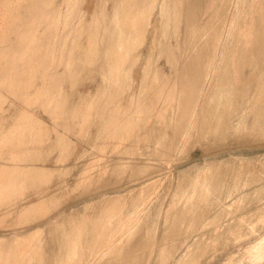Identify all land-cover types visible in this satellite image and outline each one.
<instances>
[{"label":"rangeland","instance_id":"1","mask_svg":"<svg viewBox=\"0 0 264 264\" xmlns=\"http://www.w3.org/2000/svg\"><path fill=\"white\" fill-rule=\"evenodd\" d=\"M19 1L0 264H264V0Z\"/></svg>","mask_w":264,"mask_h":264},{"label":"bare ground","instance_id":"2","mask_svg":"<svg viewBox=\"0 0 264 264\" xmlns=\"http://www.w3.org/2000/svg\"><path fill=\"white\" fill-rule=\"evenodd\" d=\"M17 1H18V3H20L19 0H17ZM22 2H23V1H22ZM27 2H28V1H27ZM126 2H128V1H126ZM132 2H135V1H132ZM118 3H119V2H118ZM124 3H125V2H124ZM21 4H22V3H21ZM124 5H126V4H124ZM129 5H130V4H129ZM127 6H128V4H127ZM16 8H17V6H16ZM19 8H20V7H19ZM120 8H121V7H120ZM127 8H128V7H127ZM134 8H135V7H134ZM121 9H122V8H121ZM138 9H139V8H138ZM138 9H137V10H138ZM16 10H17V9H16ZM137 10H136L135 12H137ZM58 11H59V10H58ZM58 11H57V13H58ZM118 11H119V10H118ZM140 11H141V10H140ZM127 12H128V10H127ZM15 13H16V12H15ZM123 13H124V12H123ZM132 13H133V12H132ZM66 14H67V13H66ZM150 14H151V12H150ZM15 15H17V14H15ZM123 15H124V14H123ZM125 15H126V13H125ZM125 15H124V16H125ZM130 15H131V14H130ZM136 15H137V14H136ZM140 15H141V14H140ZM143 15H144V14H143ZM116 17H117V16H116ZM122 17H123V16H122ZM126 17H127V16H126ZM133 17H134V16H132V18H133ZM141 17H144V16H141ZM148 17H150V16L148 15ZM14 18H15V16H14ZM136 18H137V17H136ZM139 18H140V16H139ZM150 18H151V17H150ZM65 19H66V18H65ZM112 19H113V18H112ZM125 19H126V18H125ZM145 19H146V18H145ZM121 20H122V19H121ZM127 21H128V20H127ZM135 21H136V19H135ZM135 21H134V22H135ZM137 21H138V19H137ZM143 21H144V20H142V22H143ZM54 22H55V21H54ZM113 22H114V21H113ZM134 22H133V23H134ZM138 22H139V21H138ZM66 23H67V21H66ZM66 23H64V24H66ZM125 23H126V22H125ZM140 23H141V21H140ZM140 23H139V24H140ZM50 24H51V23H50ZM123 24H124V23H123ZM135 24H136V22H135ZM135 24H134V25H135ZM141 24H143V23H141ZM144 24H146V23H144ZM144 24H143L142 26H144ZM52 25H53V24H52ZM58 25H59V24H58ZM81 25H82V24H81ZM147 25H148V24H147ZM94 26H96V24H95ZM136 26H138V25H136ZM139 26H140V25H139ZM65 27H66V26H65ZM65 27H64V28H65ZM80 27H81V26H80ZM120 27H121V26H120ZM127 27H128V26H127ZM129 27H130V26H129ZM52 28H53V27H52ZM107 28H108V27H107ZM113 28H114V27H113ZM113 28H112V29H113ZM72 29H73V28H72ZM77 29H78V28H77ZM83 29H84V28H83ZM124 29H125V28H124ZM127 29H128V28H127ZM36 30H37V28H36ZM49 30H50V29H49ZM74 30H75V29H74ZM79 30H80V29H79ZM144 30H146V29H144ZM33 31H34V30H33ZM59 31H60V30H59ZM64 31H65V30H64ZM71 31H72V30H71ZM132 31H133V30H132ZM139 31H140V29H139ZM31 32H32V31H31ZM85 32H86V31H85ZM119 32H120V31H119ZM129 32H131V30H130ZM136 32H137V31H136ZM26 33H27V32H26ZM26 33H25V34H26ZM37 33H38V32H37ZM51 33H52V32H51ZM74 33H75V32H74ZM81 33H82V31H81ZM83 33H84V32H83ZM107 33H108V32H107ZM110 33H111V32H110ZM112 33H113V31H112ZM133 33H134V32H133ZM138 33H140V32H138ZM28 34H30V32L27 33L26 36H27ZM68 34H69V33H68ZM84 34H85V33H84ZM125 34H126V31H125ZM143 34H144V33H143ZM143 34H142V35H143ZM50 35H51V34H50ZM56 35H57V33L55 34V36H56ZM71 35H72V34H71ZM81 35H82V34H81ZM117 35H118V34H117ZM126 35H127V34H126ZM129 35H130V33H129ZM132 35H133V34H132ZM142 35H141V36H142ZM28 36H29V35H28ZM28 36H27V37H28ZM31 36H32V33H31ZM31 36H30V38H31ZM33 36H34V35H33ZM138 36H139V34H138ZM78 37H79V36H78ZM116 37H117V36H116ZM144 37H145V36H144ZM30 38H29V39H30ZM111 38H112V36H111ZM126 38H127V36H126ZM29 39H28V41H29ZM36 39H37V38H36ZM101 39H102V38H101ZM119 39H120V38H119ZM128 39H129V37H128ZM137 39H138V38H137ZM140 39H141V38H140ZM36 41H37V40H36ZM110 41H111V40H110ZM121 41H122V40H121ZM32 42H33V41H32ZM124 42H126V39H125ZM124 42H123V43H124ZM129 42H130V41H129ZM135 42H136V41H135ZM35 43H36V42H35ZM116 43H117V42H116ZM132 44H133V43H132ZM139 44H140V42H139ZM125 45H126V44H125ZM65 46H66V45H65ZM25 47H26V46H25ZM28 47H29V46H28ZM117 47H118V46H117ZM119 47H120V49H121V48H122V45L119 46ZM123 47H124V46H123ZM132 47H133V46H132ZM33 48H34V47H33ZM112 48H113V47H112ZM114 48H115V47H114ZM26 49H27V48H26ZM28 49H29V48H28ZM109 49H110V48H109ZM124 49H125V47H124ZM126 49H127V48H126ZM134 49H135V48H134ZM32 50H33V49H32ZM130 50H131V49H130ZM209 50H210V49H209ZM35 51H36V50H35ZM120 51H121V50H120ZM123 51H124V50H123ZM136 51H137V50H136ZM24 52H25V51H24ZM30 52H31V51H30ZM61 52H62V51H61ZM34 53H35V52H34ZM71 53H72V52H71ZM73 53H74V52H73ZM116 53H117V52H116ZM116 53H115V54H116ZM121 53H122V52H121ZM29 54H30V53H29ZM29 54H28V55H29ZM74 54H75V53H74ZM115 54H114V55H115ZM118 54H119V52H118ZM124 54H125V53H124ZM37 55H38V54H37ZM60 55H61V54H60ZM60 55H59V56H60ZM22 56H23V55H22ZM34 56H36V55H34ZM57 56H58V55H57ZM119 56H120V55H119ZM121 56H122V55H121ZM123 56H125V55H123ZM116 57H117V56H116ZM26 58H27V56H26ZM29 58H30V57H29ZM53 58H54V57H53ZM69 58H70V57H69ZM51 59H52V58H51ZM56 59H57V58H56ZM58 59H59V58H58ZM63 59H64V58H63ZM60 60H61V59H60ZM70 60H71V59H70ZM119 60H120V59H119ZM67 61H68V60H67ZM114 61H115V60H114ZM125 61H126V60H125ZM62 62H63V61H62ZM116 62H117V61H116ZM120 62H121V61H120ZM39 63H40V62H39ZM39 63H38V65H39ZM47 64H48V63H47ZM121 64H122V63H121ZM49 65H50V64H49ZM71 65H72V64H71ZM117 66H118V65H116V66L114 65L113 67H115V68H113V69L115 70V69L117 68ZM122 66H123V65H122ZM30 67H31V66H30ZM57 67H58V66H57ZM69 67H70V66H69ZM73 67H74V66H73ZM111 67H112V66H111ZM71 68H72V67H71ZM115 71H116V70H115ZM119 71H120V70H119ZM121 71H122V70H121ZM146 72H147V71H146ZM154 72H155V71H154ZM148 73H149V72H148ZM118 75H119V73L117 74V76H118ZM115 76H116V75H115ZM117 76H116V77H117ZM148 76H149V75H148ZM148 76H147V77H148ZM123 78H124V77H123ZM145 78H146V77H145ZM120 80H121V79H120ZM202 80H203V79H202ZM202 80H201V81H202ZM123 81H124V80H123ZM114 82H115V81H114ZM119 82H120V81H119ZM124 82H125V81H124ZM205 82H206V81H205ZM207 82H208V81H207ZM125 83H126V82H125ZM115 85H116V84H115ZM174 85H175V84H174ZM201 85H202V84H201ZM121 86H122V85H121ZM121 86H120V87H121ZM233 108H234V107H233ZM243 109H244V108H243ZM232 112H233V111H232ZM237 112H238V111H237ZM4 184H5V183H4ZM7 184H8V183H7ZM4 193H5V192H4ZM4 193H3V194H4ZM5 194H7V192H6ZM0 195H2V194H0ZM131 201H132V200H131ZM137 201H138V199H137ZM139 201H140V200H139ZM117 207H119V206H117ZM137 207H138V205L136 204V205L134 206V209L136 210ZM120 209H121V208H120ZM120 209H119V210H120ZM123 210H124V209H123ZM134 212H135V211H134ZM169 214H170V213H169ZM109 215H110V214H109ZM169 217H170V216H169ZM169 217H168V218H169ZM166 219H167V218H166ZM98 220H99V219H98ZM167 220H168V219H167ZM107 221H108V220H107ZM111 222H112V221H111ZM107 223H108V222H107ZM97 224H98V223H97ZM95 225H96V224H95ZM111 225H112V224H111ZM110 227H111V226H110ZM98 229H99V228H98ZM80 240H81V239H80ZM77 244H78V243H77ZM120 252H121V251H120ZM75 254H78V253L75 252ZM72 255H74V253H73ZM75 257H76V256H75ZM69 259H70V258H69ZM73 259H74V258H73ZM75 259H76V258H75ZM77 261H78V260H77ZM256 263H257V262H256ZM20 264H21V263H20Z\"/></svg>","mask_w":264,"mask_h":264}]
</instances>
